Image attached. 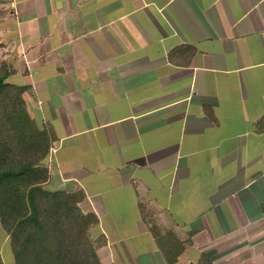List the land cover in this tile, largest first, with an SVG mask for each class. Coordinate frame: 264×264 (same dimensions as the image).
Returning a JSON list of instances; mask_svg holds the SVG:
<instances>
[{
  "label": "crops",
  "instance_id": "1",
  "mask_svg": "<svg viewBox=\"0 0 264 264\" xmlns=\"http://www.w3.org/2000/svg\"><path fill=\"white\" fill-rule=\"evenodd\" d=\"M8 1V81L54 133L46 187L98 218L101 263L264 264V0Z\"/></svg>",
  "mask_w": 264,
  "mask_h": 264
},
{
  "label": "trees",
  "instance_id": "2",
  "mask_svg": "<svg viewBox=\"0 0 264 264\" xmlns=\"http://www.w3.org/2000/svg\"><path fill=\"white\" fill-rule=\"evenodd\" d=\"M14 72L6 63L0 65V225L14 264H102L96 251L101 239L90 235L98 218L78 206L83 193L46 187L45 160L54 133L27 113L26 86L8 81ZM150 229L167 261L173 262L181 244L156 223ZM200 264L213 263L203 257Z\"/></svg>",
  "mask_w": 264,
  "mask_h": 264
},
{
  "label": "rangeland",
  "instance_id": "3",
  "mask_svg": "<svg viewBox=\"0 0 264 264\" xmlns=\"http://www.w3.org/2000/svg\"><path fill=\"white\" fill-rule=\"evenodd\" d=\"M10 8L8 3H4V4H0V23L2 21V19L8 15L10 12ZM3 29L0 26V65L2 63H6L7 65L13 67L15 66L14 64L16 63V57H13L12 52H11V48H10V41L8 42L7 38H3L2 33ZM0 233H3V230L0 227Z\"/></svg>",
  "mask_w": 264,
  "mask_h": 264
}]
</instances>
